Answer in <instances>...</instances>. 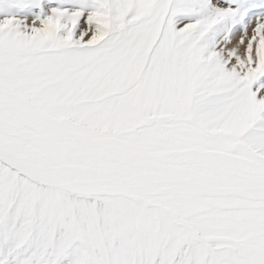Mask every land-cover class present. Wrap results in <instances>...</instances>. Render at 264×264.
I'll use <instances>...</instances> for the list:
<instances>
[{
    "label": "snow or ice",
    "instance_id": "1",
    "mask_svg": "<svg viewBox=\"0 0 264 264\" xmlns=\"http://www.w3.org/2000/svg\"><path fill=\"white\" fill-rule=\"evenodd\" d=\"M0 264H264V0H0Z\"/></svg>",
    "mask_w": 264,
    "mask_h": 264
}]
</instances>
